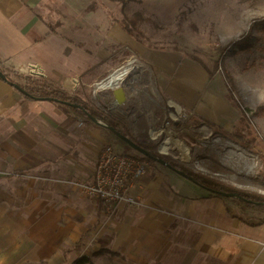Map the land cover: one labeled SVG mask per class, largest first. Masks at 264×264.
Listing matches in <instances>:
<instances>
[{
	"label": "crops",
	"instance_id": "crops-1",
	"mask_svg": "<svg viewBox=\"0 0 264 264\" xmlns=\"http://www.w3.org/2000/svg\"><path fill=\"white\" fill-rule=\"evenodd\" d=\"M52 1L0 0V70L43 78L84 102L96 83L134 58L154 72L158 94L190 114L197 112L203 94L215 101L211 114L216 119L223 116L224 121L234 111L220 74L210 73L203 87L195 86L196 76L183 85L180 75L195 74L196 63L145 46L103 7L87 12L94 0H62L61 25L50 32L53 22H48L52 17L45 6ZM155 1L161 2L155 11L149 0H141L142 8L159 24L170 23V7L165 5L170 0ZM251 1L242 8L264 17V0ZM110 106L105 108L114 110ZM145 116L150 121L147 112ZM68 119L72 121L63 126ZM231 125L217 127L230 134ZM255 129L264 136L260 124ZM104 145L130 152L100 118L88 119L61 104L26 100L0 79V264L36 262L53 249L76 246L74 221L58 222L61 203L74 201L72 182L93 181ZM130 194L139 205L119 203L109 219L102 215L100 202L79 209L81 220L89 212V235L97 239L95 252H104L107 263L113 255L130 264H264V224L232 200L215 196L155 160ZM89 225L83 222L80 233ZM53 226L72 227L74 232Z\"/></svg>",
	"mask_w": 264,
	"mask_h": 264
},
{
	"label": "rangeland",
	"instance_id": "rangeland-1",
	"mask_svg": "<svg viewBox=\"0 0 264 264\" xmlns=\"http://www.w3.org/2000/svg\"><path fill=\"white\" fill-rule=\"evenodd\" d=\"M150 1L152 0H149L151 10L155 11L157 4L161 2L153 0L150 3ZM249 1L251 0H170L169 4L165 2V5H169V16L172 19L170 23L164 25L159 24L154 15L142 8L141 0H124L123 2L94 0L92 2L97 8L99 6L105 8L109 17L114 20L125 22L128 25L129 21L134 20V29L138 30L140 42L145 46L158 51L176 52L182 60L196 63L198 70L195 74L180 75L184 78L183 85L198 78L199 81L196 79L195 86L203 87L211 72L220 74L224 79L227 91L229 87L233 91L232 97L230 94L229 96L234 111H231L229 117L224 115V121L221 120L223 116L218 120L211 114V111L217 106L209 95L204 94L201 102L197 104V112L190 114L188 109L180 107L178 117L174 118L168 107L170 99H164L158 94L154 72L149 66H144L134 58L130 61L136 62L137 68L133 72L131 71L123 81L127 84L128 99L126 98V102L121 106L115 105L121 112L115 109L110 112L105 108L113 103L109 95L110 90H108V94L107 91L98 90L95 92L94 88L86 101L79 100L96 114L103 115L105 113L112 121L118 122L119 128L126 133V136L132 137L134 140L132 142L141 149H143L141 146L146 147L149 144L155 146V148H148L152 155L158 153L180 163L194 173L218 181L229 188L264 196V161L254 152L248 151L230 140L225 128L222 130L217 127L220 123L223 124V127L230 123H237L244 112L250 123L253 124L254 134L258 137L255 142V150L264 153V143L259 141L260 139L264 140V136L258 134L255 129L260 124L264 130V32L256 30L246 41L242 40L233 44L246 33L251 21L259 19V17L251 15V11L242 8L243 4L247 6ZM252 3L256 4V0H253ZM150 5L147 8H150ZM45 8L47 12L50 10L49 14L52 17V20L48 19V22L54 24L59 21L62 15L64 3L62 0H58V2L53 0L47 2ZM138 12L142 14L140 19L134 16ZM130 61L120 68L126 66ZM199 68L202 69L201 73ZM146 71L152 73V86L148 83L146 76L142 75ZM9 76L13 79L16 78L17 81L22 80L23 85L26 82V77L39 79L28 74L19 77V75L10 73ZM219 107L221 111L223 108L221 105ZM105 109L106 111H103ZM147 111L151 112L150 121L145 116ZM151 127L159 130V136L154 141L150 140L148 133ZM168 132L173 133L174 141L187 150L188 162L181 160V152L178 150L169 149L168 153L164 155L159 153V146L167 137ZM171 145L173 146V144ZM128 153L143 156L132 148ZM138 181L133 182L131 186ZM73 188L76 191L74 201L66 203L64 199L62 200L58 222L74 221V231L79 237L81 236V239L77 237L76 245L78 247L74 248L73 244L71 248L64 246L65 248H61L60 251L53 249L50 256H43L40 261L36 262L27 261L26 264H73L88 254L91 255L89 258L92 264H116V262L130 264L127 260L121 262L113 255H109V263H107L102 256L104 252L102 254H100L102 251L95 252L97 239L89 235L93 230L89 212L88 219L83 217L81 220L77 216L79 209H91L94 206L93 201L102 204L101 213L108 219L114 208L107 214L104 203L100 199L86 198L79 190ZM130 188L129 195L132 197ZM134 200L137 202L136 205L121 203L138 206L139 202ZM238 207L247 210L248 215L255 216L251 209ZM83 222L90 223L89 226H85L86 228L91 227L85 231V234L80 233L84 229ZM59 227L62 228L59 231H64L67 234L70 231L74 232L72 227L67 226H53L52 230ZM47 231L49 230L43 229L44 233H48Z\"/></svg>",
	"mask_w": 264,
	"mask_h": 264
},
{
	"label": "trees",
	"instance_id": "trees-1",
	"mask_svg": "<svg viewBox=\"0 0 264 264\" xmlns=\"http://www.w3.org/2000/svg\"><path fill=\"white\" fill-rule=\"evenodd\" d=\"M123 2L124 0H118ZM97 8L95 3H92L90 6L86 8L87 12H92ZM141 15L139 12L135 13V18L140 19ZM121 24L123 30L131 35L134 39L140 42L139 39V32L137 29H134L135 21H129V25L125 22L118 21ZM61 23L59 21L55 22L53 25H49L50 32H55L56 27L60 26ZM256 30L264 32V17H259V19H254L250 22L246 33L235 43L236 44L242 40L246 41L249 37H251L252 33ZM195 60L194 58H192ZM2 71V70H1ZM5 75L3 79L0 77L1 80L9 83L13 86L17 91H19L26 100L30 101H48L55 104H61L69 107L72 111L76 112L77 114L86 117L91 120H95L100 118L107 127L111 129L114 133H119L120 135L127 137L130 141L134 140L130 136H126V133L119 128V123L112 121L109 117L98 115L95 112L91 111L86 105H84L78 98L71 97L64 91L62 88L58 87L57 85L44 80L43 78L35 79L33 77H26V82L24 85L17 84L13 78H11L8 74L2 71ZM212 73V72H211ZM20 77V76H19ZM229 94L231 93L232 88L229 87ZM232 97V96H231ZM70 104V105H68ZM103 114V113H102ZM71 119L63 122L62 125L65 126L68 122H71ZM240 121V122H239ZM239 124L234 123L233 129L227 137L234 141L235 143L243 146V148L247 149L248 151L254 152L262 161H264V153L255 150V142L258 140V137L253 132V124L250 123L248 120L247 115L243 112L239 119ZM208 124V123H207ZM126 130V129H125ZM259 141L264 143L263 139ZM143 149L149 150L148 148H155V146L149 144L146 147L141 146ZM148 160H155L159 162V160L165 161L168 164V168L177 174H181L182 177L188 179L195 185L199 186L200 188L209 191L210 193L214 194L217 197H222L221 193L233 194L234 197L225 198L232 200L236 205L244 208L251 209L255 213V217L258 221L257 224H264V196L257 195L254 193H249L245 191H238L232 188H229L218 181L206 178L200 174L194 173L189 169L185 168L180 163L163 157L158 153L152 155ZM243 219H241L242 221ZM244 221V220H243ZM78 247L76 245L74 248ZM96 255V254H95ZM73 264H92L90 258L88 256H84L78 260H76Z\"/></svg>",
	"mask_w": 264,
	"mask_h": 264
},
{
	"label": "built area",
	"instance_id": "built-area-1",
	"mask_svg": "<svg viewBox=\"0 0 264 264\" xmlns=\"http://www.w3.org/2000/svg\"><path fill=\"white\" fill-rule=\"evenodd\" d=\"M145 152L143 156L132 155L118 152L112 145H104L96 159L93 181L91 183L72 182L71 186L79 190L86 198L100 199L104 203L107 214L121 202L136 205L137 202L129 195V188L133 182L147 174L150 166L147 158L151 156V153L149 150Z\"/></svg>",
	"mask_w": 264,
	"mask_h": 264
},
{
	"label": "bare ground",
	"instance_id": "bare-ground-1",
	"mask_svg": "<svg viewBox=\"0 0 264 264\" xmlns=\"http://www.w3.org/2000/svg\"><path fill=\"white\" fill-rule=\"evenodd\" d=\"M137 68L136 62L130 61L126 66L120 68L118 71H114L110 76L106 79V81H102L99 84L95 86V92L98 90L100 91H106L110 90L112 91V87L115 86V84L119 85L122 81H124V78ZM143 76H146L148 79V83L152 86V73L150 71H146L145 73H142ZM168 107L171 110V114L174 118L178 117L180 113V106L177 105L176 102L172 100H168ZM112 108L118 110V112H121L119 108L115 106V103H112ZM147 116L151 117V112L147 111ZM149 137L151 141H154L159 136V130H156L155 128H152L149 130ZM173 144V146L171 145ZM169 149L178 150L181 152V160L184 162L189 161V156L187 153V150L185 148H182L179 144H177L173 139V133L168 132L167 137L164 139V141L159 146V153L161 154H167Z\"/></svg>",
	"mask_w": 264,
	"mask_h": 264
},
{
	"label": "water",
	"instance_id": "water-1",
	"mask_svg": "<svg viewBox=\"0 0 264 264\" xmlns=\"http://www.w3.org/2000/svg\"><path fill=\"white\" fill-rule=\"evenodd\" d=\"M0 77H2L3 79L5 78V75L3 74V72L1 70H0ZM126 88H127V84L123 83V81L119 85L115 84V86L112 87L111 95L113 97L112 100L115 103V105L121 106L122 104H124L126 102V98H127L126 97ZM68 105H70V104H68ZM115 135L119 139H121L123 142H125L133 150H135L138 153H141L143 155L146 154V152L143 149H141L139 146L135 145L127 137H124V136L120 135L119 133H115ZM159 163L168 168V164L165 161L159 160ZM179 175H181V174H179ZM221 196L225 197V198L234 197L233 194H227V193H221Z\"/></svg>",
	"mask_w": 264,
	"mask_h": 264
},
{
	"label": "flooded vegetation",
	"instance_id": "flooded-vegetation-1",
	"mask_svg": "<svg viewBox=\"0 0 264 264\" xmlns=\"http://www.w3.org/2000/svg\"><path fill=\"white\" fill-rule=\"evenodd\" d=\"M151 156H152V154H151ZM151 156H148V158H150Z\"/></svg>",
	"mask_w": 264,
	"mask_h": 264
}]
</instances>
